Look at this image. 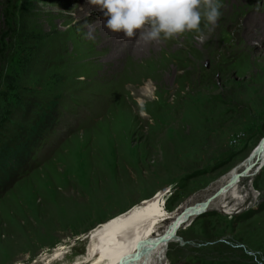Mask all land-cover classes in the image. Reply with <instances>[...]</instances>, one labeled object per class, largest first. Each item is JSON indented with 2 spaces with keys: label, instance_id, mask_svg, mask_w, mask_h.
I'll use <instances>...</instances> for the list:
<instances>
[{
  "label": "rangeland",
  "instance_id": "1",
  "mask_svg": "<svg viewBox=\"0 0 264 264\" xmlns=\"http://www.w3.org/2000/svg\"><path fill=\"white\" fill-rule=\"evenodd\" d=\"M246 3L207 43L205 29L127 39L86 0H0V128L15 123L14 95L60 100L0 194V264L81 262L97 224L169 186L168 210L203 201L251 156L264 138V27L245 31ZM130 46L142 54L130 59ZM146 85L153 94H134ZM255 172L242 199L229 195L231 211L213 207L179 229L165 264H264V167ZM59 246L68 252L50 261Z\"/></svg>",
  "mask_w": 264,
  "mask_h": 264
},
{
  "label": "bare ground",
  "instance_id": "2",
  "mask_svg": "<svg viewBox=\"0 0 264 264\" xmlns=\"http://www.w3.org/2000/svg\"><path fill=\"white\" fill-rule=\"evenodd\" d=\"M242 1L243 0H220L221 15L219 19L226 22L234 15L232 6L235 5L241 8ZM245 1L249 6L248 8L243 7L245 16L249 18L245 26V31L249 33L250 31H254L253 29L255 28L261 29L264 27V10L259 12L257 18H254L253 15L255 12L260 9L257 0ZM99 16H101V14H99ZM102 20H104V18H102ZM99 24L104 26V22L100 21ZM200 24V29H205L210 35V39L207 43L210 42L212 38L211 33L215 28L218 29L220 27L221 29L220 24H207L203 19ZM105 43L111 45V56L117 57L120 50L116 51L117 45L115 39L110 38L104 42V44ZM97 47L99 46L97 45ZM129 50L133 52L130 59H132L134 55L142 54L139 47L130 46ZM125 54L127 53L125 52ZM214 54V52L211 53V55ZM90 57L94 59L95 54L91 53ZM208 57L210 60L212 59L210 54H208ZM131 61L132 60H129L128 63ZM160 69H162L161 73L165 74L168 68L166 65H161ZM133 91L134 94H140V92H143V95L153 94V90H150L149 85H146L142 89H134ZM263 167L264 138L251 156L244 162H241L239 167L234 168L221 178L220 186H218L212 195L208 196L203 201L194 203L187 201L174 210H168L166 205L173 187L169 186L162 190H156L152 196L138 201L127 210L118 213L90 229L87 232V237H85L87 238L85 256L81 262H86L88 264H123L126 259L131 258L128 264H165L166 250L170 242L180 240L177 233L182 226H190L195 217L213 207H221L229 210L228 202L226 203L229 195L234 199H242L243 197L238 191L242 179L253 176L254 171L259 172ZM84 235L82 237H84ZM146 247L149 248L148 253L143 254L138 259H132L137 252ZM66 252L68 251L65 250L64 246L55 248L50 256V261L60 258V256ZM81 262H75V264H80Z\"/></svg>",
  "mask_w": 264,
  "mask_h": 264
},
{
  "label": "clouds",
  "instance_id": "3",
  "mask_svg": "<svg viewBox=\"0 0 264 264\" xmlns=\"http://www.w3.org/2000/svg\"><path fill=\"white\" fill-rule=\"evenodd\" d=\"M104 18V26L127 39H169L186 31L200 33L203 19L214 25L220 0H86ZM203 39V36L200 37Z\"/></svg>",
  "mask_w": 264,
  "mask_h": 264
},
{
  "label": "trees",
  "instance_id": "4",
  "mask_svg": "<svg viewBox=\"0 0 264 264\" xmlns=\"http://www.w3.org/2000/svg\"><path fill=\"white\" fill-rule=\"evenodd\" d=\"M26 94L25 98L14 95L16 114L13 127L9 130L6 126L0 128V194L27 169L32 147L58 120V98L31 99L28 92Z\"/></svg>",
  "mask_w": 264,
  "mask_h": 264
},
{
  "label": "water",
  "instance_id": "5",
  "mask_svg": "<svg viewBox=\"0 0 264 264\" xmlns=\"http://www.w3.org/2000/svg\"><path fill=\"white\" fill-rule=\"evenodd\" d=\"M205 212H206V211H205ZM87 235H88V234H86L85 237H87ZM148 251H149V248L146 247V248H144L143 250L137 252V254H135V256H133L132 259H134V260H135V259H138V258L141 257L143 254L148 253ZM130 260H131V258L126 259V260L124 261L123 264H128Z\"/></svg>",
  "mask_w": 264,
  "mask_h": 264
}]
</instances>
